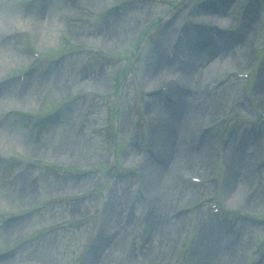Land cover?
<instances>
[{
	"label": "rangeland",
	"instance_id": "374dc122",
	"mask_svg": "<svg viewBox=\"0 0 264 264\" xmlns=\"http://www.w3.org/2000/svg\"><path fill=\"white\" fill-rule=\"evenodd\" d=\"M263 72L264 0H0V264H264Z\"/></svg>",
	"mask_w": 264,
	"mask_h": 264
},
{
	"label": "bare ground",
	"instance_id": "6f19581e",
	"mask_svg": "<svg viewBox=\"0 0 264 264\" xmlns=\"http://www.w3.org/2000/svg\"><path fill=\"white\" fill-rule=\"evenodd\" d=\"M196 13H200V11H197ZM229 17H231V16H229ZM219 18H221V15H220V17ZM218 20V19H217ZM246 21L247 22H249V21H251V13H249L248 14V16L246 17ZM244 27H245V25H244ZM246 28V27H245ZM244 29V28H243ZM247 38V36L246 35H243V44L245 43L246 44V42H248V40L246 39ZM190 45H191V47H192V49L190 50V59H195L196 58V60L199 62L202 58H203V55H204V53L202 52H200V50L198 49V45H195V43L193 42V40L191 39L190 40ZM248 54V51L247 50H242V53H240V59L241 60H246V55ZM238 58V59H239ZM216 62V61H215ZM219 65H221L220 63H219ZM203 67H202V65L201 66H199V70H201ZM170 69L171 70H175L176 71V69L175 68H173V67H170ZM166 70H164L163 72H165ZM192 74V73H191ZM158 75H160V73H159V70L158 69H150L147 73H146V76H144V81L146 80V82H147V84H149V86H153V83L155 82V79H157V76ZM194 77H195V79H197V75L195 76V74H194ZM263 78H264V72H263ZM264 80V79H263ZM154 81V82H153ZM264 94V86L260 89V92H259V95L258 96H260L261 94ZM224 100V96H223V94L222 95H220V97L218 98V99H216L215 100V102H216V105L214 104V105H212L211 107H210V109L208 110L207 109V111L205 112V110H204V113L201 115L202 117H200V118H204V117H206L207 115H208V113L209 112H214V110H216V109H218V108H220L221 107V105H222V101ZM182 100L181 99H177L175 102H173V105L176 107V109H180V106H181V104H179V102H181ZM207 102V101H206ZM205 102V103H206ZM205 103H203L202 105H200V107H202V106H205ZM173 106V107H174ZM199 107V108H200ZM203 108V107H202ZM174 112H176V111H172L171 112V110H166V109H164L163 110V112H162V114L163 115H165V117L170 121V125H171V128L173 129V123H174V120H175V118H174V116H173V114H174ZM196 112H197V110H196ZM173 116V117H172ZM171 129V130H172ZM0 132H4V129L3 130H1ZM167 137H168V139L167 138H165V142H166V144L164 143V146L166 145L167 146V152H166V155H165V159L166 160H174V161H176L178 164H179V161L181 160V155H182V153L179 155V157H173L172 156V154H171V151L170 150H168V148H170L171 146H173L174 145V143H173V141L172 140H170V138H169V135H167ZM167 140H168V142H167ZM208 147V146H207ZM159 150H161V148L159 149ZM183 152H185V151H183ZM185 154V153H184ZM183 156V155H182ZM199 158H200V160H199V162H200V165L202 166V165H208V163H210L209 162V159L207 158V156H206V154H200L199 155ZM142 161H143V163H145V169H146V173H151L152 172V169H151V166L150 165H148L147 163H146V161L144 162V160H143V158L141 159ZM180 162H182V161H180ZM184 162H185V160H184ZM184 164V163H183ZM145 173V174H146ZM159 176V173H157V177ZM240 176H241V174H240V172H235V171H232V172H230V173H227V176H226V178H231V182H235L234 183V187L233 188H231V189H228V190H226V193H228L229 194V192L230 191H232L234 188H235V186H236V183H237V179H239L240 178ZM161 179L160 180H157V184H156V186L154 185V188H155V190H156V196H154L153 198H152V208L154 209V211L155 210H157L158 208H159V205H160V201H163L164 199H165V197H167V198H171L172 197V194H171V192H169L170 190H169V188L167 187V186H172V184H173V182L171 181V180H169L170 182L169 183H164V179H165V176H162V177H160ZM166 182H168V181H166ZM161 185H160V184ZM160 185V186H159ZM226 189V188H225ZM109 209H110V211H112V204L109 206ZM206 232L204 233V235H208V236H210V240H209V244H210V247L211 246H213V244L215 243V238H214V236H216V234H217V232L211 227V226H206ZM109 232H110V228L108 227V229H107V231H104L103 233H102V236H101V240H100V245L101 246H103V249H105L106 248V244H105V240L107 239V237H108V235H109ZM201 234V233H200ZM212 236V237H211ZM229 248V249H228ZM230 248L232 249V247L231 246H228L226 249L227 250H225L226 251V255H229V254H227V251L228 250H230ZM169 249L167 248V251H168ZM169 252V251H168ZM126 254L129 256V249H128V252H126ZM125 254V256L126 257H128L127 255ZM128 260V259H127ZM138 260H135V259H133V258H131V257H129V260H128V262L129 263H131V264H136V262H137Z\"/></svg>",
	"mask_w": 264,
	"mask_h": 264
}]
</instances>
